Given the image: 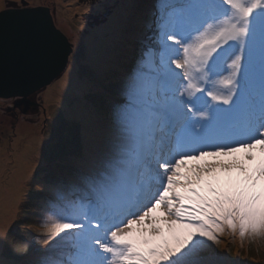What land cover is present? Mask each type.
<instances>
[{
	"label": "snow or ice",
	"instance_id": "1",
	"mask_svg": "<svg viewBox=\"0 0 264 264\" xmlns=\"http://www.w3.org/2000/svg\"><path fill=\"white\" fill-rule=\"evenodd\" d=\"M136 7L111 24L139 45L114 92L72 37L61 79L87 150L49 161L5 141L0 264H223L226 230L264 237V0H157L144 20ZM44 11L0 0V73L36 42L63 45Z\"/></svg>",
	"mask_w": 264,
	"mask_h": 264
},
{
	"label": "rangeland",
	"instance_id": "2",
	"mask_svg": "<svg viewBox=\"0 0 264 264\" xmlns=\"http://www.w3.org/2000/svg\"><path fill=\"white\" fill-rule=\"evenodd\" d=\"M151 1L135 0L137 8L142 4L144 16L139 20L147 19L155 10L157 4ZM43 6L51 9L53 21L56 27L72 43L75 35L87 46V51L100 58L105 63V75L112 82V90L115 91L119 75L128 69L134 59L138 42L130 38L128 27H124L118 33L111 29L112 21L123 11V5L128 0H40ZM103 3L105 7H98ZM135 10V12H136ZM147 10L148 13L145 11ZM141 11L138 13L139 16ZM151 12V13H150ZM76 15V16H75ZM135 31H143L141 25H137ZM126 51V52H123ZM123 66L120 70L111 71L114 59L121 53ZM75 71V70H74ZM64 72L55 82L45 88L29 95L14 98H0V133L5 141L11 144L18 142L22 147L32 145L36 147L45 159L51 161L53 157L80 156L87 146L83 143L79 125L71 118L66 110V93L61 79ZM59 83V89L54 86ZM50 96L51 101H44ZM30 99L31 103L26 108L18 105L23 99ZM3 148L0 149L2 160ZM40 207L32 202L24 209L25 221L34 230L33 235L43 231L39 223ZM23 235V233H21ZM221 243L216 246V251L221 254L223 264H264V237L246 236L241 239L239 233H231L226 230L220 236Z\"/></svg>",
	"mask_w": 264,
	"mask_h": 264
},
{
	"label": "water",
	"instance_id": "3",
	"mask_svg": "<svg viewBox=\"0 0 264 264\" xmlns=\"http://www.w3.org/2000/svg\"><path fill=\"white\" fill-rule=\"evenodd\" d=\"M44 8L43 15L64 37L63 45L54 49L51 45L39 41L34 43L22 58L8 62L0 73V98L28 97L50 85L65 70V61L71 54L72 43L56 27L50 7ZM30 103L31 100L26 98L18 105L24 104L28 108Z\"/></svg>",
	"mask_w": 264,
	"mask_h": 264
},
{
	"label": "bare ground",
	"instance_id": "4",
	"mask_svg": "<svg viewBox=\"0 0 264 264\" xmlns=\"http://www.w3.org/2000/svg\"><path fill=\"white\" fill-rule=\"evenodd\" d=\"M134 2H135V0H134ZM70 3H71V0H70ZM141 9H142V4L137 8V10H136V16L140 19V17L141 16H139V12L141 11ZM76 16V15H75ZM123 52H126V51H123ZM123 52L120 54V55H118L115 59H114V64L112 65V67H111V71H113V70H120V68L123 66V59H125L126 57H124L123 59H121V57H122V54H123ZM96 56H100V54H96ZM53 84V83H52ZM52 84H50L49 86H51ZM49 86H47L46 88H45V90L44 91H47L48 90V88H49ZM54 86H56L58 89H59V83H55L54 84ZM51 101L52 99H51V97L50 96H47L46 95V97H45V99H44V101Z\"/></svg>",
	"mask_w": 264,
	"mask_h": 264
},
{
	"label": "trees",
	"instance_id": "5",
	"mask_svg": "<svg viewBox=\"0 0 264 264\" xmlns=\"http://www.w3.org/2000/svg\"><path fill=\"white\" fill-rule=\"evenodd\" d=\"M151 3H152L153 5L157 4V3L153 2V1H151ZM145 11L148 13L147 10H145ZM150 13H151V12H150ZM142 14H143V16H144V10H142L141 13H140L141 17H142ZM23 105H24V104H23ZM0 139H3V136H1V133H0ZM3 147H4V146L0 144V149H2Z\"/></svg>",
	"mask_w": 264,
	"mask_h": 264
},
{
	"label": "clouds",
	"instance_id": "6",
	"mask_svg": "<svg viewBox=\"0 0 264 264\" xmlns=\"http://www.w3.org/2000/svg\"><path fill=\"white\" fill-rule=\"evenodd\" d=\"M57 79H58V78H57ZM54 82H55V80H54ZM54 82H53V83H54ZM48 86H49V85H48ZM35 93H36V92H35ZM24 106H25V105H24Z\"/></svg>",
	"mask_w": 264,
	"mask_h": 264
}]
</instances>
